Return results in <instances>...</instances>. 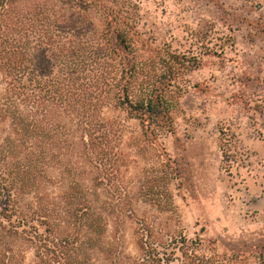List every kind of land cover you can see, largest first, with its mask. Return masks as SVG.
I'll use <instances>...</instances> for the list:
<instances>
[{
	"label": "rangeland",
	"instance_id": "374dc122",
	"mask_svg": "<svg viewBox=\"0 0 264 264\" xmlns=\"http://www.w3.org/2000/svg\"><path fill=\"white\" fill-rule=\"evenodd\" d=\"M103 1L122 9L117 18L130 25L145 74L173 78L174 131L144 128L124 112L105 110L106 119L122 126L112 155L92 165L76 156L50 158L36 193L24 203L57 200L72 168L86 187L110 201L114 211L101 251L79 238L64 248L63 264H140L137 232L147 227L154 234V226L191 241L200 238L199 253L218 264H261L264 0ZM151 189L160 207L144 197ZM166 202L169 210L162 211ZM122 204L134 210L132 218L119 213ZM65 238L60 235L59 243ZM8 250L10 264L36 263L33 246L22 240H13Z\"/></svg>",
	"mask_w": 264,
	"mask_h": 264
},
{
	"label": "trees",
	"instance_id": "16d2710c",
	"mask_svg": "<svg viewBox=\"0 0 264 264\" xmlns=\"http://www.w3.org/2000/svg\"><path fill=\"white\" fill-rule=\"evenodd\" d=\"M119 16L122 9L103 0H0V264H10L15 239L33 246L35 264H63L64 248L79 238L101 251L114 209L85 186L80 171L69 170L57 200L24 199L36 193L50 158L76 156L92 165L112 155L122 126L106 119L105 110L124 112L144 128L174 131L173 78L145 74L130 25ZM144 197L161 206L153 189ZM60 235L68 242L59 243ZM137 235L140 264H218L199 253L200 238L155 226L154 234L145 227ZM260 260L264 264V246Z\"/></svg>",
	"mask_w": 264,
	"mask_h": 264
}]
</instances>
